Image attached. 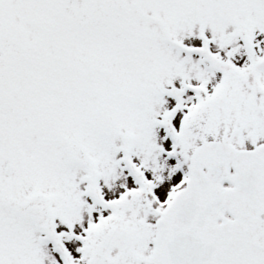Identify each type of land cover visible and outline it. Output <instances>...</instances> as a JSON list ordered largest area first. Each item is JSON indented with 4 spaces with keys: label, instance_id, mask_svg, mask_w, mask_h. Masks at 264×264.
Segmentation results:
<instances>
[{
    "label": "snow or ice",
    "instance_id": "6c2138e0",
    "mask_svg": "<svg viewBox=\"0 0 264 264\" xmlns=\"http://www.w3.org/2000/svg\"><path fill=\"white\" fill-rule=\"evenodd\" d=\"M0 264H264V0H0Z\"/></svg>",
    "mask_w": 264,
    "mask_h": 264
}]
</instances>
